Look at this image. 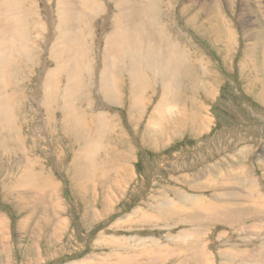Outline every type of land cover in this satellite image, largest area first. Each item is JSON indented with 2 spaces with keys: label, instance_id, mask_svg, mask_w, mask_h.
<instances>
[{
  "label": "rangeland",
  "instance_id": "1",
  "mask_svg": "<svg viewBox=\"0 0 264 264\" xmlns=\"http://www.w3.org/2000/svg\"><path fill=\"white\" fill-rule=\"evenodd\" d=\"M253 27L264 0H0V264H264ZM234 185L257 214L203 213Z\"/></svg>",
  "mask_w": 264,
  "mask_h": 264
},
{
  "label": "bare ground",
  "instance_id": "2",
  "mask_svg": "<svg viewBox=\"0 0 264 264\" xmlns=\"http://www.w3.org/2000/svg\"><path fill=\"white\" fill-rule=\"evenodd\" d=\"M84 1V0H83ZM117 1V0H116ZM118 1H120V0H118ZM121 1H123V0H121ZM196 1V0H195ZM219 1V0H218ZM221 1V0H220ZM207 2V1H206ZM206 2H201L200 1V3H202V4H200V6H201V12H204V11H206V9H207V12L206 13H208V15L210 14V16H212L213 15V13L212 12H210V7L212 6H214V4H209V3H206ZM216 2V1H215ZM206 3V4H205ZM220 3V2H219ZM68 4V3H67ZM77 4V3H76ZM76 4L74 3V2H72L71 1V5H69V6H71L70 8H72V9H75V10H77L76 8ZM86 4V3H85ZM78 5V4H77ZM247 5V4H246ZM245 6V5H244ZM186 8V7H185ZM223 9V8H222ZM247 9V8H246ZM259 10V9H258ZM219 12V11H218ZM224 12H226V11H224ZM206 13H204V14H206ZM239 13V12H238ZM246 14V13H245ZM244 14V15H245ZM2 15V14H1ZM239 15V14H238ZM220 16V15H219ZM240 16H241V13H240ZM247 16H248V14H247ZM216 19V18H215ZM203 20V19H202ZM241 20V19H240ZM209 21H213L212 20V18L211 19H209ZM247 21V18L244 20H242V24H244L245 22ZM214 22V21H213ZM248 22L249 23H251L252 22V20L251 19H248ZM215 23V22H214ZM209 25V27H211V28H213L214 29V26H213V24L212 23H209L208 24ZM254 24H252L251 26H253ZM8 26H11V25H8ZM219 26V25H218ZM233 26V25H232ZM5 29V28H4ZM71 29H73V28H71ZM212 29V30H213ZM230 30H233V29H230ZM217 31H218V29H217ZM216 31V32H217ZM214 32V31H213ZM216 32H215V34L214 35H216ZM219 32V31H218ZM236 32V31H235ZM246 32H248V33H251V36L253 37L252 39H254V40H259V39H263L262 38V34H264V28H262V27H253V28H250L248 31H246ZM221 33V32H220ZM222 34V33H221ZM230 34V33H229ZM231 35V34H230ZM221 36V35H220ZM227 37V36H226ZM231 37V36H230ZM114 41H117L115 38H112ZM220 39H221V37H220ZM223 40H224V38H222ZM227 39H229V38H227ZM225 42H226V40H225ZM227 44V43H226ZM116 46H117V43H115V42H111L110 43V45H109V47L107 48V54L110 56V57H114V54H115V48H116ZM160 47V46H159ZM202 48V47H201ZM72 49H75V48H72ZM164 49V48H163ZM166 49H164V50H162L161 48H157L156 49V52L158 53V56H155L156 58H157V60H159L163 65H162V68H163V66L164 65H166V64H168L171 60L169 59L170 57H171V55L172 54H177V55H180L181 56V54H183L182 53V51L181 52H177L174 48H172V47H169L167 50H168V52L167 51H165ZM76 50H74V52H75ZM252 52H256V51H251V50H248V51H246L245 53L248 55V56H251V55H253L252 54ZM254 54H256V53H254ZM194 56V55H193ZM259 56V55H258ZM183 58V57H182ZM194 58V57H193ZM175 59V58H174ZM178 59V58H177ZM249 59H250V57H249ZM179 60V59H178ZM134 65L135 66H137L138 65V63H137V61L136 62H134ZM175 65V64H174ZM177 65H179V64H177ZM5 67V66H4ZM177 67V66H176ZM182 67V66H181ZM3 70H5L3 67H1ZM165 68V67H164ZM172 68V67H171ZM167 70H169V68L167 69ZM166 70V71H167ZM177 70V69H176ZM255 70V69H254ZM156 71V70H155ZM160 72V71H159ZM158 71L156 72V73H159ZM171 72V71H170ZM175 71H173V73H172V76L170 77V79L171 80H176L175 79V76L176 75H178V74H176L175 75V73H174ZM264 73V72H263ZM165 74V73H164ZM163 75V74H162ZM167 75V74H166ZM170 75V74H169ZM111 76H112V73H110V74H108V76H106L105 78H104V80H105V82L106 83H110L111 82ZM161 76V75H160ZM162 77V76H161ZM173 84V83H172ZM172 88V87H171ZM197 88V87H196ZM205 88V87H204ZM198 89V88H197ZM206 91H207V89H205ZM111 93H113V92H111ZM169 94H171V93H169ZM178 99V98H177ZM161 101H162V99H161ZM163 103V102H162ZM188 103V102H187ZM163 105H164V103H163ZM162 105V106H163ZM203 105V104H202ZM183 106V105H182ZM161 107V106H160ZM158 108V107H157ZM163 109H165L166 110V112L168 111L167 110V108H166V106L164 105V107H162ZM158 109H160V108H158ZM156 111V110H155ZM186 111V110H185ZM207 111V110H206ZM163 112V111H162ZM163 114V113H162ZM166 114V113H165ZM203 114V113H202ZM166 115H163V117H165ZM185 117V116H184ZM192 117V116H191ZM197 117H199V116H197ZM194 118H196V117H194ZM165 119H168L167 118V116L165 117ZM163 120V119H162ZM196 120V119H195ZM205 119H203V120H200L201 121V123L200 122H197L196 121V124L197 125H199L200 127H202V125H205L204 124V121ZM190 121V120H189ZM157 122V121H156ZM207 122V121H206ZM205 122V123H206ZM164 123V122H163ZM186 123V122H185ZM160 124V123H159ZM187 124V123H186ZM213 124V123H212ZM196 126V125H195ZM194 126V127H195ZM182 127V126H181ZM168 128V127H167ZM161 131H164V130H161ZM165 132V131H164ZM160 133V132H159ZM162 133V132H161ZM263 159H264V157H263ZM243 175V174H242ZM250 177V176H249ZM242 178V177H241ZM249 178H247V180H248ZM206 180H208V179H206ZM253 181V180H252ZM257 180L255 179V182H256ZM217 182V181H216ZM251 182V181H250ZM236 183H237V185L239 184V186H240V184L241 185H243L244 187L247 185V181H243V180H239V181H236ZM252 183V182H251ZM258 182H256V184H257ZM226 185H229V186H231L228 182H226L225 183ZM251 185V184H250ZM249 185V186H250ZM235 186V185H234ZM258 187V186H257ZM247 189V188H246ZM255 189V188H254ZM250 190V189H249ZM252 190V189H251ZM226 192V194L225 193H223V192ZM245 191V190H244ZM247 191V190H246ZM223 192H216V196H219L220 197V199H222V201H220L219 202V200H218V198L217 199H215V201L216 202H219L218 204H217V206L215 207V205H214V202H213V206L216 208V210L215 209H212V207L211 206H209V205H205V209H204V211H203V213L204 212H213L214 214H215V216L217 217V208L218 209H222V210H226V209H228L229 207V209L227 210V212H226V218H228V217H231V216H234L235 218H237V213H236V211L237 210H239V209H241L242 210V212L244 213V215H246L247 213H249V214H252V213H258L262 208L259 206H249V207H247L246 205H247V203L245 204V202H250L251 201V199H250V197H248V196H244V192H242V191H240V189H239V187H238V189H236V186L235 187H232V188H224V190H223ZM251 193V192H250ZM249 193V194H250ZM261 193V192H260ZM248 194V195H249ZM232 195H238L236 198H234V197H231ZM242 195L246 198V199H248L249 201H245L244 200V198L242 197ZM263 195V194H262ZM249 196H252V195H249ZM259 196V195H258ZM197 198H198V196L197 195H190V196H185L184 197V199L185 200H188V202H193V201H196L197 200ZM253 200V199H252ZM210 202H212L211 200H209ZM214 201V200H213ZM255 201H256V199H255ZM252 202V201H251ZM165 204H169V201L168 202H166ZM216 204V203H215ZM254 204V203H253ZM252 204V205H253ZM258 204H259V202H258ZM255 205H256V203H255ZM220 206V207H219ZM222 207V208H221ZM259 210V211H258ZM264 210V209H263ZM200 211H201V209H200ZM202 212V211H201ZM249 214H247V217L249 216V218H252L253 216L252 215H249ZM202 216H203V214L202 213H200V215H198V216H194V215H189V218H188V221H195V220H197L196 221V223L195 224H201V222L203 221V220H205V219H208V216H206V217H203L202 218ZM256 217H258L257 215H256ZM199 219V220H198ZM202 220V221H201ZM203 224V223H202ZM178 236V235H177ZM264 248V247H263Z\"/></svg>",
  "mask_w": 264,
  "mask_h": 264
}]
</instances>
